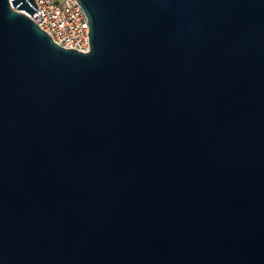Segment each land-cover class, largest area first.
<instances>
[{
    "label": "water",
    "instance_id": "obj_1",
    "mask_svg": "<svg viewBox=\"0 0 264 264\" xmlns=\"http://www.w3.org/2000/svg\"><path fill=\"white\" fill-rule=\"evenodd\" d=\"M77 1L0 0V264H264V0Z\"/></svg>",
    "mask_w": 264,
    "mask_h": 264
},
{
    "label": "built area",
    "instance_id": "obj_2",
    "mask_svg": "<svg viewBox=\"0 0 264 264\" xmlns=\"http://www.w3.org/2000/svg\"><path fill=\"white\" fill-rule=\"evenodd\" d=\"M34 1L36 12L33 18L28 17L48 34L54 44L81 53L89 52V22L77 0Z\"/></svg>",
    "mask_w": 264,
    "mask_h": 264
}]
</instances>
